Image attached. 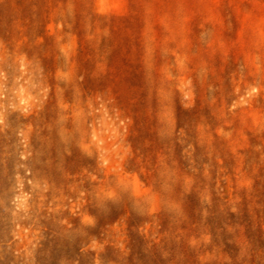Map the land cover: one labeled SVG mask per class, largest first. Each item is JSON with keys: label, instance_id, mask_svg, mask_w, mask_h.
I'll use <instances>...</instances> for the list:
<instances>
[{"label": "rangeland", "instance_id": "rangeland-1", "mask_svg": "<svg viewBox=\"0 0 264 264\" xmlns=\"http://www.w3.org/2000/svg\"><path fill=\"white\" fill-rule=\"evenodd\" d=\"M0 21L18 68L37 56L52 82L46 109L9 104L33 132L27 148L18 129L14 192L31 185L24 160L61 159L66 176L98 184L121 174L128 194L146 199L101 225L85 192L79 205L66 197L58 222L87 234L75 254L43 219L30 223L34 256L12 250L0 264H264V0H0ZM56 103L68 123L60 146L36 137ZM95 127L108 160L80 137ZM80 155L89 162L77 173Z\"/></svg>", "mask_w": 264, "mask_h": 264}, {"label": "bare ground", "instance_id": "bare-ground-1", "mask_svg": "<svg viewBox=\"0 0 264 264\" xmlns=\"http://www.w3.org/2000/svg\"><path fill=\"white\" fill-rule=\"evenodd\" d=\"M12 26V28L16 29L19 23L16 24L15 22ZM24 29L23 31L20 29V34L25 35L29 39L28 37L31 33L29 34L30 31L27 28ZM15 31L17 32V29ZM8 50L7 42L0 38V72L3 73V77L0 76V92L4 95L3 98L0 97V240L10 239L13 235L18 240L11 242L7 248H3L0 244V256L2 253L11 255L12 250L20 251L22 249L25 250L27 256H34L37 251L33 243L35 238L39 239V234L37 230L31 228L30 223L32 221L40 222L44 219L46 225L59 230L61 238L56 240V242L61 246H65L67 249L66 253L71 257L76 252L77 243L86 242L87 234L82 235L80 233L81 225L74 219L68 220L73 225L70 227L58 222L62 215L58 211V207L66 200V197L74 199L73 206L79 205L80 195L85 192L91 202H97V206H99V208L86 207V211L94 212L97 216V222L101 225L112 221L118 214H122V211L129 214L132 210H137L142 207L146 199L140 194L131 197L126 187V178L121 174L112 175V173L105 172L104 180L98 184L92 181L89 184L77 175L73 177L66 176L59 163L61 159H50L48 163H44L42 159L24 160V168L29 173L26 178L31 181V185L30 188L25 185L20 193L14 192L10 174L12 171V159H15L14 142L18 141L19 138L18 129L24 125L22 136L27 141V148H30L33 132L29 126L32 121L29 124L18 123L19 121L17 122L9 112V104L16 103L17 99H24L26 100V106L32 110H37L41 107L45 108L46 104H50V102L46 101V98L51 96L52 88H50V85L52 82L45 74L43 64L40 59L36 58L37 56L25 57L23 59V70H20ZM55 53L56 63L53 83L60 86L62 83V62L59 48L56 49ZM19 106L17 107L19 108ZM17 110H20V108ZM36 121L38 123L41 122L44 126L36 134V137H38L37 135L41 137L42 143L54 142L56 146L67 143L61 127L68 123L63 120V110L59 104L57 105L56 103L51 111L45 110L44 118ZM80 137H83V141L86 142L87 151L93 153L97 151L103 159L108 160L109 149L107 146L100 144L101 141H104V136L96 127L92 130L88 128L82 135L80 134ZM42 147L44 148L45 145H42ZM27 148L25 152L28 151ZM80 157L85 160L72 167L77 173H81L85 164L89 162L85 156L80 155ZM3 159H9L10 162L2 167L1 161ZM109 195L115 196L118 200L114 199L111 201ZM48 203L51 206L46 208ZM112 207L116 208V210L112 211L111 214H104V211ZM118 207L120 208L118 209ZM121 208L123 209L122 211ZM138 212L140 211L138 210ZM89 229H85V232ZM14 258L18 257L14 256ZM27 264H35V261L33 259L28 260ZM48 264H55V260H49Z\"/></svg>", "mask_w": 264, "mask_h": 264}]
</instances>
